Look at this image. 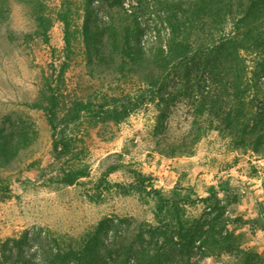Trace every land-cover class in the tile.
<instances>
[{"label": "rangeland", "instance_id": "obj_1", "mask_svg": "<svg viewBox=\"0 0 264 264\" xmlns=\"http://www.w3.org/2000/svg\"><path fill=\"white\" fill-rule=\"evenodd\" d=\"M156 1L124 3L140 25L132 48L143 55L127 59L123 72L111 62L99 63L97 53L90 56V48L81 44L59 78L64 41L55 13L61 0H34L32 5L10 0L7 21L0 25V143L15 152L0 167V195L5 194L0 198V262L45 264L56 249L79 244L104 219L111 220V229L99 235L101 241L108 240L113 229L123 232L128 223L131 230L141 222L154 223L148 197L120 195L100 183L102 176L109 183H129L134 179L131 171L137 170L151 175L153 186L165 196L184 199L188 217L206 211L202 198L224 204L223 219L234 248L202 264H264V152L255 154L244 146L251 137L236 143L207 112L197 115L189 97L176 94L173 80L159 90L156 84L148 86L144 77L157 75L158 69L147 57H156L159 40L169 35L165 12ZM92 8L89 26L97 49H102L109 8L103 0H95ZM36 12L52 23L45 38L35 32ZM242 55L249 67L246 102L264 106L261 55ZM49 75L71 97L92 102L106 93L134 94L144 87L151 96L120 122L97 120L82 126L90 172L69 186L51 180L50 128L42 110L33 106Z\"/></svg>", "mask_w": 264, "mask_h": 264}, {"label": "trees", "instance_id": "obj_2", "mask_svg": "<svg viewBox=\"0 0 264 264\" xmlns=\"http://www.w3.org/2000/svg\"><path fill=\"white\" fill-rule=\"evenodd\" d=\"M14 1L32 5L34 0ZM94 1L60 2L55 13L63 25L64 41L59 78L72 52L80 49L81 44L90 48V56L97 53L99 63L111 62L122 72L129 63L127 59L143 55L136 46L132 48L133 38L141 32L140 25L135 14L124 7L126 1L139 4L142 0H103L109 9L101 31L102 49H97L95 32L89 26ZM9 2L0 0V25L7 21ZM156 4L165 12L163 20L169 35L159 40L158 55L147 57L148 63L154 60L152 64L158 69L157 75L144 77L148 86L156 84L159 90L168 79L173 80L178 88L176 94L188 96L197 115L207 112L216 118L236 143L251 137L244 146L255 154L263 153L264 106L256 101L246 102L250 89L249 67L242 52L261 55L258 67L264 70V0H184L177 3L157 0ZM111 8L116 9L115 13ZM77 12L80 13L77 15ZM129 18L131 23L127 24ZM34 21L36 34L45 38L52 23L45 22L41 12L34 13ZM148 96L151 97L144 87L134 94L129 91L117 95L106 93L99 101L92 102L71 97L56 81L54 83L51 75L45 76L44 86L33 106L42 110L50 128L48 166L51 180L69 186L88 177L90 165L86 159L82 126L97 120L120 122ZM198 132L196 137L200 136ZM14 152L9 144L0 145V167L2 160L13 158ZM131 172L134 179L129 183H109L105 176L100 183L120 195L134 193L141 199L148 197L153 202L155 222H141L133 230L128 223L123 230L129 235L113 229L112 236L101 241L99 235L111 229V220L104 219L79 244L56 249L45 264H202L205 258L234 248L229 243L227 223L223 219L225 206L219 200L202 198L200 201L206 211L199 217H188L184 199L162 194L153 186L151 175L137 170ZM2 189L8 191L5 185ZM1 194L3 198L5 194ZM214 209L216 213L211 215Z\"/></svg>", "mask_w": 264, "mask_h": 264}]
</instances>
